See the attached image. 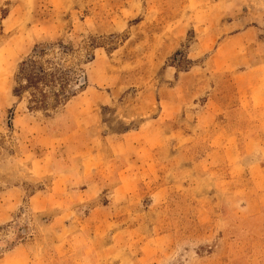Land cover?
I'll return each mask as SVG.
<instances>
[{
    "label": "rangeland",
    "instance_id": "rangeland-1",
    "mask_svg": "<svg viewBox=\"0 0 264 264\" xmlns=\"http://www.w3.org/2000/svg\"><path fill=\"white\" fill-rule=\"evenodd\" d=\"M57 43L83 91L28 112L18 66ZM263 75L264 0H0V256L263 262L264 209L240 212L264 192V111L247 106Z\"/></svg>",
    "mask_w": 264,
    "mask_h": 264
},
{
    "label": "trees",
    "instance_id": "trees-1",
    "mask_svg": "<svg viewBox=\"0 0 264 264\" xmlns=\"http://www.w3.org/2000/svg\"><path fill=\"white\" fill-rule=\"evenodd\" d=\"M74 55L71 45L34 46L18 66L13 97L18 102L25 101L28 112L47 113L64 107L83 91L85 84L83 70L71 60ZM84 61H92L89 52L84 55Z\"/></svg>",
    "mask_w": 264,
    "mask_h": 264
},
{
    "label": "crops",
    "instance_id": "crops-1",
    "mask_svg": "<svg viewBox=\"0 0 264 264\" xmlns=\"http://www.w3.org/2000/svg\"><path fill=\"white\" fill-rule=\"evenodd\" d=\"M251 90L248 91V104L247 106L250 109H253L255 111H264V75L261 78V82H259V86L255 85V86H251ZM242 109H246L245 104H242L241 106ZM253 125L255 126H263L264 125V116H261V118L257 119L254 118L253 119ZM248 123H252V122H248ZM260 135V133H254L251 135H248L245 137V139L247 140H255L258 138V136ZM261 171L264 172L263 169H261ZM63 182V178L60 179V184L62 185ZM261 189H263L264 191V185L261 187ZM258 207L257 210L254 209L253 207H251L249 204L244 203L241 208H240V212L244 214V219L247 220H255L257 219L259 216H261V213L264 209V192L261 193V195H258ZM264 218V216H263ZM29 247L27 244L21 243L16 245L14 248L6 251L2 256H0V264H33L30 262L29 260ZM256 264H264V261H255ZM254 264V262H249V263H245V264ZM231 264V262H230Z\"/></svg>",
    "mask_w": 264,
    "mask_h": 264
}]
</instances>
